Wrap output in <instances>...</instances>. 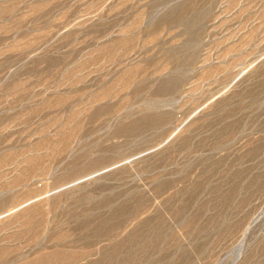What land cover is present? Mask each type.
<instances>
[{"label":"rangeland","instance_id":"1","mask_svg":"<svg viewBox=\"0 0 264 264\" xmlns=\"http://www.w3.org/2000/svg\"><path fill=\"white\" fill-rule=\"evenodd\" d=\"M0 264H264V0H0Z\"/></svg>","mask_w":264,"mask_h":264}]
</instances>
